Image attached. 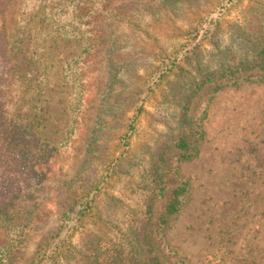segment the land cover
<instances>
[{
  "label": "rangeland",
  "instance_id": "obj_1",
  "mask_svg": "<svg viewBox=\"0 0 264 264\" xmlns=\"http://www.w3.org/2000/svg\"><path fill=\"white\" fill-rule=\"evenodd\" d=\"M18 1L0 0V28L14 23ZM158 1H120L125 11L145 15L143 22H137L140 27L102 23L107 36H117L108 54L115 69L109 70L105 44L85 67L90 92L84 101L90 111L86 125L67 146L58 143L67 126V97L62 93L70 88L62 86L60 68L45 73L53 96L46 136L58 150L49 161H41V178L53 188L45 197L41 190L40 224L19 264H30L39 241H46L60 226L57 189L64 178L73 177L80 168L82 175L101 182L95 209L71 238L73 243L84 242L85 248L86 231L101 227L107 214L125 221L131 209L137 210L140 195L124 186L127 174L120 171H126L130 162L148 166L164 150L170 158L167 163L176 167L170 145L188 129L204 134L198 155L178 167V175L190 180L192 193L168 239L189 257L190 264H264V84L247 83L216 93L207 85L193 94L188 109L184 106L191 88L200 81L198 71L214 65L218 57L209 33L197 27L207 28L206 17L216 19L222 13L217 34L226 44L230 24L252 4L249 0H171L159 5ZM138 4L143 5L142 11L135 9ZM157 7L166 9L150 21L149 12L155 14ZM208 12L211 15L206 16ZM248 25L264 34L262 18ZM56 48L57 55L49 61L54 67L75 51L63 42ZM4 65L0 55V70ZM75 181L73 187L82 183L79 178ZM5 228L0 221V247L6 243Z\"/></svg>",
  "mask_w": 264,
  "mask_h": 264
},
{
  "label": "trees",
  "instance_id": "obj_2",
  "mask_svg": "<svg viewBox=\"0 0 264 264\" xmlns=\"http://www.w3.org/2000/svg\"><path fill=\"white\" fill-rule=\"evenodd\" d=\"M120 1L19 0L14 23L1 25L0 55L5 65L0 70V221L6 227V243L0 247V264H19L23 259L40 224L41 190L45 197L53 188L41 178V161H49L58 150L46 136L51 126L46 121L51 115L49 101L53 96L49 94L51 81L45 73L60 68L62 86L70 88L62 93L67 97V126L65 137L58 143L59 147L67 146L87 123L90 108L84 98L90 85L84 71L105 44L109 70L115 69L108 54L117 36H107L102 23L115 28L140 27L137 22L145 18L139 12L133 15V11H125ZM168 1L171 0H159L158 4ZM249 2L252 5L242 9L230 24L226 44L220 43L217 34L222 13L210 19L208 12V27H197V31L205 29L209 33L218 57L214 65L207 64L204 71H198L200 81L191 88L184 104L186 109L193 94L207 85L216 93L247 83L264 84V34L248 25L255 18L264 21V0ZM142 8L141 4L135 6L137 11ZM165 9L157 7L155 14L149 12V20ZM204 20L205 17L200 22ZM60 42L75 51L54 67L49 61L57 55ZM133 124L130 123L131 129ZM203 134L200 129H188L172 140L171 158L176 167L168 164L170 158L165 157L164 150L148 166L130 162L126 171H120L127 174L124 186L140 195L137 210L131 209L125 221L107 214L101 227L86 231L85 248L84 242L73 243L71 238L75 230L83 228L77 225L95 209L101 182L91 175H82L80 168L73 177L64 178L57 189L61 195L60 226L46 241H39L30 264H190L189 257L171 243L168 234L192 193L190 180L178 175V167L198 155ZM77 178L82 183L73 187ZM120 198L115 200L120 203Z\"/></svg>",
  "mask_w": 264,
  "mask_h": 264
}]
</instances>
